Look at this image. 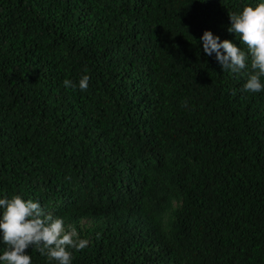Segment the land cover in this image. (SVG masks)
<instances>
[{"label":"trees","instance_id":"16d2710c","mask_svg":"<svg viewBox=\"0 0 264 264\" xmlns=\"http://www.w3.org/2000/svg\"><path fill=\"white\" fill-rule=\"evenodd\" d=\"M261 2L0 0V198L75 226L72 264H264V91L200 39L247 53Z\"/></svg>","mask_w":264,"mask_h":264},{"label":"clouds","instance_id":"9594fccd","mask_svg":"<svg viewBox=\"0 0 264 264\" xmlns=\"http://www.w3.org/2000/svg\"><path fill=\"white\" fill-rule=\"evenodd\" d=\"M229 18L231 27L228 31L240 36L241 43L247 46V53L229 40L220 41L211 31H205L200 38L203 51L208 56L215 53L223 71L246 78L242 91H264L261 80L264 77V2L255 7L246 6L239 14L229 13ZM89 80L88 75L81 77L78 84L81 91L88 88ZM63 83L73 90L77 87L68 79ZM0 209L3 210L0 214V234L2 243L6 245L0 254L2 264H32L31 255L26 253L29 247L49 261L72 264L69 249L80 251L89 244L88 240L80 238L75 226L68 225L66 228L62 217H54L38 201L13 195L10 199L0 198Z\"/></svg>","mask_w":264,"mask_h":264}]
</instances>
